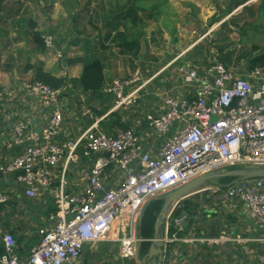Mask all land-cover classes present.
I'll return each instance as SVG.
<instances>
[{"label": "built area", "instance_id": "2783aa9c", "mask_svg": "<svg viewBox=\"0 0 264 264\" xmlns=\"http://www.w3.org/2000/svg\"><path fill=\"white\" fill-rule=\"evenodd\" d=\"M44 36L46 51L63 59L55 37ZM210 55L204 69L201 60L178 69L185 92L161 94L163 112L142 113L128 129L115 133L103 131L100 122L119 110L137 107L142 92L150 95L147 88L153 79L144 80L138 71L127 79L107 81L102 91L114 98L113 108L71 139L65 136L68 98L63 90L37 81L23 82L21 90L36 99L48 118L40 130L27 121L13 126L6 150L20 148L21 153L0 165V180L16 176V184L31 201L54 191L56 211L42 218L50 226L39 229V246L25 260L18 256L14 236L0 227V264H86V247L101 244L118 245L122 260L143 264L137 247L153 241L140 236L143 212L151 200L207 174L264 168V69L239 74L215 50ZM90 114V109L85 110L83 116ZM144 127L163 140L157 155L138 131ZM77 168L82 188L70 191L68 175ZM113 174L118 184L108 188L106 179ZM215 194L218 205L238 200L252 221H264V179L216 189ZM9 200L7 192L0 193V207ZM179 203L164 225L162 264H178L169 245L179 239L169 233L172 228L181 232L182 222L190 216L184 212L176 217ZM116 230L120 237H115ZM224 241L205 240L211 244Z\"/></svg>", "mask_w": 264, "mask_h": 264}, {"label": "crops", "instance_id": "0c3cea01", "mask_svg": "<svg viewBox=\"0 0 264 264\" xmlns=\"http://www.w3.org/2000/svg\"><path fill=\"white\" fill-rule=\"evenodd\" d=\"M38 1L41 4L45 1L46 3L54 4L55 7L60 6L57 2L58 0ZM228 3L229 0L224 5V10L221 5H218L221 8V12L224 13ZM23 4L24 0H5L0 4V165L9 162L21 153L20 148H15L11 152L6 150V142L11 135L13 126L17 122H30L32 127L40 130L48 118V112L37 104L36 99L26 96L21 90L22 83L32 80L35 70L38 68L58 78L66 77L62 73L64 64L48 59L49 52L40 51L34 42V34L36 33L41 34V37L45 34H52L59 42L58 33L51 29L44 31L46 29V21L38 22L37 17L32 13V9L25 8ZM15 7L17 8L14 10ZM238 9L234 12L233 8L234 13L229 18H225L223 13L221 16L216 15L215 17L218 18L219 24H214L215 27H213L211 33L244 10L238 11ZM212 17H210L211 21L214 18ZM30 22H34L35 25H31ZM239 32H241L240 28ZM57 47L58 49L60 48V46ZM50 55L52 54L50 53ZM187 55H189L188 50L177 55L164 67H167L165 72L173 67L178 71L183 65L191 64ZM195 64L197 63L195 62ZM77 65L67 63L68 68L80 70L79 67H76ZM201 66L203 69L207 67ZM81 69V73L74 76V79H79L82 76L83 67ZM164 73L160 74L161 78L163 77L162 75H168V73ZM177 76L179 81H175L176 85H173L174 81L168 79V89L164 92L173 91L175 95L185 92L182 88V79L178 73ZM156 77L154 76L152 79ZM67 89L63 90V96L68 98V108L65 112L67 125V134L65 136L71 139L76 138L77 135L74 130L72 131L75 125L79 124L85 127L82 130L83 133L89 126L95 123V120H98V114L96 116L90 114L91 116L89 117L83 116L87 105L86 100H95L92 93H84L79 88H70L69 92H65ZM101 93L104 94L103 91ZM75 94L82 97L78 99ZM161 94L163 93L157 94L158 98L155 97V101H151L149 104L148 101L145 102L144 99L140 98L136 109L138 110L140 106L145 105L144 108L140 109L143 114L148 112H163ZM73 97L75 99H72ZM76 101L78 105H76ZM110 101L112 102V99ZM96 105L98 106V110H101V107L103 108L98 103ZM110 105L113 108L114 103H110ZM156 107L158 111L155 110ZM137 110L134 114L132 113L129 126L136 117L140 116L137 113L139 110ZM69 111H72L73 114L69 115ZM119 112L124 113L125 110H119ZM138 131L142 134L148 148L152 149L154 155H157L163 146V140L153 135L146 127ZM15 178L16 176H10L5 180H0V193L5 191L10 196L8 204L0 207V227L5 232L14 236L18 256L25 260L29 257L32 250L39 246L41 239L39 229L50 226V223L43 222L42 218H46L48 214L56 211V202L53 195L54 191L47 192L39 200H28L24 195V190L16 184ZM78 181V175L72 178L68 189L70 191L81 189L82 182ZM117 184L118 182L114 174L107 177L106 185L108 188H114ZM223 187L208 183L205 187L194 192L195 194L193 193L180 201V208L178 210H181V214L185 212L183 204L189 201L190 206L192 205V215L189 216L187 226L185 228L181 227V232L172 228L169 233L170 237L176 235L179 239L174 244L169 245L170 251H173L176 255L178 264H264V221H252L248 217L247 209L238 200H228L218 205L215 190L223 189ZM197 192L198 194H196ZM238 238L241 241H233ZM221 239H225L226 241L214 244L205 242V240ZM184 240H192V242H185ZM96 247L88 248L97 249L98 247ZM0 248L3 249L1 243ZM94 251L91 250L88 254L87 250L84 252L83 258L86 264H97L103 259L102 257L100 260V256ZM114 252H116L117 263L126 264V261L119 257L117 250H113L112 256H107L106 259H111L114 256Z\"/></svg>", "mask_w": 264, "mask_h": 264}, {"label": "rangeland", "instance_id": "374dc122", "mask_svg": "<svg viewBox=\"0 0 264 264\" xmlns=\"http://www.w3.org/2000/svg\"><path fill=\"white\" fill-rule=\"evenodd\" d=\"M57 2L60 6L55 7L54 4L45 1L41 4L38 0H24L23 4L25 8L32 9L38 22L46 21L44 31L55 30L59 35V42L57 39L55 42L57 46H60L59 50L63 53L64 58L57 60L54 54L50 55V52L47 58L64 64L62 73L68 80L79 75L83 66H76L80 70L68 68L67 63L77 58L90 59L93 55L97 56L104 65L108 82L130 78L138 71L144 80H151L157 76L148 86L150 95L144 92L140 94V98L145 102L148 101V104L155 101V97L158 98L160 93L167 91L168 79L174 81L173 85L177 84L175 81H179L175 67L167 72H165L167 67H164L183 51H189L187 56H189L191 66L194 65L193 61L198 59L197 53H201L202 56L199 55V57L203 58L201 63L205 67L209 64L211 50H215L221 61L227 57L231 59L232 64H228L230 68L239 74H247L250 72L248 65L250 57L259 53L255 52L254 48L258 47L261 52L264 50V10L263 14L259 13L260 6L264 5V0H253L251 2L254 3L251 5L244 4L245 8H253L256 14L254 19L249 16L247 10H244L241 12L242 14L239 13L225 25L217 28L214 32L212 31L213 33L211 30L219 22L210 26V17L221 16L223 12L218 5H221L224 10L227 0H58ZM132 4L135 11L132 12V17H127L126 14ZM258 14L262 16L257 18ZM134 19H136L135 23H133ZM239 27H242L241 32H239ZM118 32L134 35L140 47L136 55L120 52L119 43L114 41ZM131 39L129 38V40ZM163 73H168V75H162L161 78L160 74ZM70 88L74 89L71 86ZM70 88L65 92H69ZM75 96L78 99L82 97L76 94ZM94 98L95 100L87 99L85 107V110H92V115L96 116V112L103 111V108L104 112H109L112 109L110 105V103H114L112 96L99 93L94 95ZM96 100L100 106H103L101 110H98ZM76 105H78L77 101ZM144 107L145 105L140 106L139 111L136 107H132V111L126 110L124 113H120L121 121L130 120L136 110L141 115L142 110L140 109ZM155 110L158 111V108L156 107ZM72 114L73 112L69 111V115ZM89 116L91 115L87 117ZM97 117L99 118L98 115ZM84 128L77 124L72 131L74 130L77 137ZM78 171L79 168L68 175L69 183L72 182V178L77 177ZM209 184L218 185V182L214 180ZM119 231L114 232L115 237L121 236ZM97 247V249L88 247L85 249L87 254L91 250H97L94 252L98 253L100 260L103 257L97 264H118L116 252L111 259H106L107 256H112L113 250L118 251V245L103 244ZM148 256L149 249L141 250L140 263L147 264ZM124 261L126 264H138L137 261Z\"/></svg>", "mask_w": 264, "mask_h": 264}, {"label": "trees", "instance_id": "16d2710c", "mask_svg": "<svg viewBox=\"0 0 264 264\" xmlns=\"http://www.w3.org/2000/svg\"><path fill=\"white\" fill-rule=\"evenodd\" d=\"M5 0H0V4H2ZM251 0H241L240 2H237L234 6V11L238 9L240 6L248 3ZM244 10H247L249 12V16L254 19L256 17V14L253 10V8H244ZM243 10V11H244ZM264 5L260 6L259 13L263 14ZM134 5L132 4L129 8V11L127 12V17H132L134 12ZM258 14V17H261L262 15ZM127 17H124L125 19ZM136 22V19L133 20V23ZM218 20L216 18H213L210 26H213L216 24ZM31 25H35L34 22H30ZM119 26V24H118ZM240 31H242V27H239ZM129 38H132L129 40ZM114 41L119 43V48L121 49L120 52L122 54L125 53H131V54H137L140 50L139 43L135 40L134 35H127L123 32H118L117 36L115 37ZM34 42L38 46V49L40 51H46L43 39L41 37V34H34ZM201 47V46H200ZM195 49V48H194ZM199 50V48H198ZM255 52H259L257 55H253L250 57L248 65L250 68V71L257 69V68H263L264 69V50L261 52L258 47L254 48ZM197 55H201V53H197ZM202 56V55H201ZM199 57L198 59H203L202 57ZM198 60L194 61V63H197ZM223 63H225L227 66L228 64H232V61L230 58H225L222 60ZM70 65H77L80 64L83 66V73L82 76L79 79H72L68 80L67 77H55L53 74L45 72L43 69L38 68L35 70V74L33 75V78L31 81H37L44 83L50 87H52L55 90H64L67 89L68 86H71L72 88H79L84 93H92L93 95H97L102 92V89L104 88L105 84L107 83L108 79L104 72V65L102 64L101 60L93 55L92 58L86 59V58H77L76 60H71L68 62ZM229 67V66H228ZM98 111V110H97ZM100 118L104 117L107 114V111H98L96 112ZM121 114L119 111L115 112V114H110L102 122H100L99 126L100 128L108 133H115L118 130H126L129 128L130 120H127L126 122L121 121ZM233 179H219L217 180L218 185L221 186H229L232 183ZM223 184V185H222ZM164 204V198L159 199H153L151 200L147 206L145 207V210L143 212L142 221H141V227H140V236L145 240H151L154 237L155 233V224L157 221V218L159 216V213L163 207ZM184 211L187 212L189 215H192V205L190 206V202L186 201L184 204ZM176 216L181 215V210H177ZM150 243L143 244L141 250L147 251L149 249ZM3 253V249L0 248V254Z\"/></svg>", "mask_w": 264, "mask_h": 264}, {"label": "water", "instance_id": "95a60500", "mask_svg": "<svg viewBox=\"0 0 264 264\" xmlns=\"http://www.w3.org/2000/svg\"><path fill=\"white\" fill-rule=\"evenodd\" d=\"M240 1L241 0H229V3L225 8L223 16L225 18H229L231 14H233V8L235 4ZM251 1H249L246 4L251 5L252 4ZM244 7L245 6L239 8L238 11H240ZM211 121L212 123H214L217 120L216 118L213 117ZM219 179H233L230 186L236 185L239 182L249 181L252 179H264V168L235 169L219 174L216 173L207 174L163 197H159V198H164V204L155 224V233H154L153 241L151 242V246L149 248V256H148L147 264H162L163 255H164L163 254L164 244L163 242H161V240L165 235L164 225L166 224L167 216L170 213L171 209L173 208L174 204L190 196L198 189L205 187L210 181L219 180ZM182 226L185 228L187 226V222L186 221L182 222ZM142 246H143L142 244H139L137 247L138 260H140V251Z\"/></svg>", "mask_w": 264, "mask_h": 264}, {"label": "bare ground", "instance_id": "6f19581e", "mask_svg": "<svg viewBox=\"0 0 264 264\" xmlns=\"http://www.w3.org/2000/svg\"><path fill=\"white\" fill-rule=\"evenodd\" d=\"M252 3H254V2H252ZM242 7H243V6H242ZM240 8H241V7H240ZM236 11H237V10H236ZM236 11H235V12H236Z\"/></svg>", "mask_w": 264, "mask_h": 264}]
</instances>
